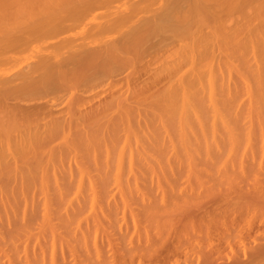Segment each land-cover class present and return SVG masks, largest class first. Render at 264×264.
<instances>
[{
    "label": "bare ground",
    "instance_id": "bare-ground-1",
    "mask_svg": "<svg viewBox=\"0 0 264 264\" xmlns=\"http://www.w3.org/2000/svg\"><path fill=\"white\" fill-rule=\"evenodd\" d=\"M0 62V67L11 72L7 70L8 73H6L5 70H0V194L10 195L8 202L5 203L9 204L7 207L11 210L17 209L22 201L23 204L21 203L20 208L23 212H19L20 214L27 213V210L37 209L35 202L39 200L35 201V195L38 194H35L36 192L41 195L39 198H42L43 212L49 214V211H52V200L57 202L55 209L64 208L65 212L68 211L67 208L72 211L76 209L72 205V201L75 200L77 201V205H75L78 207L77 210L87 204L89 209L94 211L98 208V197L104 198L108 194L113 195L112 191L120 193L124 198L131 199L128 196L132 195L134 189L130 187V180H125V177H133L136 180L143 174L156 176L158 172H164L163 167L165 166L168 168L165 172L172 171L168 170L173 162L171 160L173 156L181 155L179 159L174 157L176 161H180L177 164L181 165L186 160L185 162L190 165V168L194 164L195 157L209 160L210 164L213 157L219 161L221 157L217 158V155L224 153L225 156L223 155L224 158L220 162L231 163L230 166L234 167L237 162L242 165L245 161L243 160L244 153L248 155L250 152L249 156L254 155L253 136L256 131L259 132V135L254 137L256 139L260 137L261 146L264 145V0H0ZM262 150L264 154V149L262 148ZM169 153L171 155L168 157ZM182 155L185 157L183 162H181ZM249 156L248 158L251 157ZM201 161H203L201 162L203 165L204 160ZM217 161L214 162L218 163ZM162 164L164 165L162 166ZM230 166L228 165L231 171ZM175 167L177 168L178 165ZM236 167L238 166L236 165ZM230 171L227 173L223 170L224 175L226 173L224 183L227 185L232 184V177L229 176V174L231 175ZM177 176L181 178L180 175ZM222 177L217 179L216 174L217 183L223 181ZM150 179L148 178V180ZM186 179L183 180L186 181ZM207 179L206 181H208ZM238 179L243 180L242 177ZM123 181H129V184L123 183ZM214 181L216 183V180ZM11 182H14V185ZM112 182L115 184L112 185ZM203 183L205 185V182ZM233 183H235L234 180ZM153 186L155 185L153 184ZM230 186H227V190L225 188L224 190L221 184L218 188L216 186L213 189L212 187L205 189L206 187L203 186L205 187L204 193L207 196L212 195L205 198L213 197L214 200H210L212 202L209 207H199L201 196L206 195L202 192H200L201 194L195 192L196 189L191 190L189 195L186 192L187 195L185 194L183 197L174 196L172 192L169 200L174 207L173 210H178L176 211L177 215H187L186 212L192 209L191 212L200 211L201 216L205 217L204 219L210 216L209 213L231 216L230 228L226 222L222 223V219H220L222 222L219 220L223 224H220L223 226L220 228L225 230L222 229L221 236L218 234L220 239L224 235H228L226 240L230 241V232L234 231L232 225L236 219L234 215L246 214L244 212L246 210L253 211L256 198L258 200L260 196L264 197V192L262 193L258 189L260 194L256 197L253 196V188H251L252 191L248 190L249 188H245L247 191H244L241 186L232 185L229 188ZM184 187L183 189H185ZM148 188L150 189V187ZM188 188L191 189L187 185ZM230 193L235 194L232 199L229 197ZM254 193L256 195V192ZM67 197L70 198L67 199ZM106 198H104V203ZM152 200L149 201L150 204L144 205L145 207L140 206L142 210L144 209L142 213L149 219H161L159 216L157 217L158 213L172 211L171 208H165L166 206L159 207L156 200L155 204H151ZM146 201L148 202V200ZM126 202L129 201L125 199L122 204H126ZM140 204L143 205L141 202ZM0 205L3 204L0 203ZM6 205L3 206L5 210ZM113 207L115 208V205ZM9 208L7 209L10 211ZM42 208L39 209L42 210ZM83 208L87 207L84 205ZM19 209L17 210L20 211ZM89 209L87 208L86 212ZM121 209L122 207L119 209L118 206V210L121 211ZM179 211L180 213H178ZM170 212H168V216L162 214L167 216H165V220L166 218L170 220L169 222L163 219L164 226L167 222L168 225L172 224L174 213L169 215ZM95 213L97 212L95 211ZM87 215L82 217H86L88 220ZM91 216L94 218V215ZM99 216L102 217L101 214ZM95 218L94 220H96ZM98 218L100 217L97 216ZM209 218L204 221L206 222L205 228H211L215 222H219L214 221V217ZM6 219L8 217L5 218V223H7ZM142 219L144 221V218ZM136 221L137 219L134 222ZM247 222L249 223L250 220H246ZM117 223L119 224L116 222L115 225ZM185 223L183 222V224ZM212 223L214 224L212 225ZM248 223L247 225H250ZM189 224L193 225L190 222ZM145 225L146 223L143 226ZM136 226L133 224L134 228ZM169 226L171 227V225ZM72 227L71 225L70 228L72 229ZM188 228L190 227H185V229ZM252 228L253 226H251ZM138 229L136 228V230ZM144 230L146 229L144 228ZM246 230L248 231V229ZM84 232L87 233L85 230L82 235L85 234ZM158 232L156 231V233ZM174 232L178 234L177 231ZM192 232L194 233V231ZM220 232L219 230L218 233ZM137 233L140 235L138 231ZM186 233L184 234L186 235ZM246 234L245 237L248 235ZM76 235L79 237L78 234ZM128 235L129 239L130 235L133 236V234ZM191 235L193 236L192 233ZM251 235L249 233L248 236ZM233 236L234 233L231 237ZM122 238L124 240V237ZM29 239L33 240L31 237ZM191 239L193 241V238ZM75 240L70 239L73 243ZM125 240L127 243L129 242L127 238ZM60 241L62 244L63 239ZM253 241L251 242L253 243ZM56 242L58 243V241ZM77 242L76 246L81 243L78 240ZM131 242L128 244L133 243ZM166 243L164 242V244ZM93 244L95 245V243ZM93 244L92 246H94ZM29 245L27 244V246ZM139 247L141 248V246ZM145 247L144 245V249ZM9 248L11 250V246ZM94 248L96 249V247ZM136 248H128V252ZM250 248L247 250L251 251L250 253L245 252L247 254L246 261L236 262L237 259H233L235 261L233 264H264V248L259 246L251 248V250ZM37 250L39 252V249ZM74 251L72 250V252ZM13 252L15 253V251ZM14 253L12 254L14 255ZM207 253L205 259L209 262L206 263L210 264L213 261L211 259L212 252L208 251ZM50 255L53 257V254ZM87 255L90 254L87 253ZM128 257L130 258V256ZM37 259L35 260L38 261L39 259ZM19 262H14V264H19Z\"/></svg>",
    "mask_w": 264,
    "mask_h": 264
},
{
    "label": "rangeland",
    "instance_id": "rangeland-1",
    "mask_svg": "<svg viewBox=\"0 0 264 264\" xmlns=\"http://www.w3.org/2000/svg\"><path fill=\"white\" fill-rule=\"evenodd\" d=\"M5 21H6V18H5ZM34 44H36V43H34ZM33 44V45H34ZM1 63V62H0ZM4 68V67H3ZM2 67H0V70L2 71H4L5 69H3ZM7 70L8 69H6L4 72H6V73H8V72H10V70H8V72H7ZM0 71V72H1ZM3 72V73H4ZM2 73V74H3ZM11 73V72H10ZM257 135H259V132H255L254 133V136H257ZM253 136V138L255 139H253V156H249V154H250V152L247 150L246 152H247V154H248V152H249V154L248 155H246V153H244L245 155H244V158H243V160H245V161H243V163H242V165L240 164H238V162H237V164H235V166L233 167V166H230V164H223V162H220V161H222L223 160V155L225 156V154L224 153H220L219 155H217L218 157L217 158H219V157H221V158H219V161H217V159H215L214 157L212 158L213 160H210V164H209V160H205V159H203V158H200V157H195V160H194V164H192L191 165V167L189 168V164H187L185 161V157L182 155V159L183 160H181V162H183L184 160V162L183 163H181V165H179V164H177L178 162H180V161H176L175 160V158L177 157H175V156H173L172 158H171V160H173V162L171 163V166H170V169L168 170V171H170V170H172V171H170L169 173L170 174H173V175H170L169 173H167V172H165L166 171V169H168V168H166V166L165 167H163L165 170H164V172L160 169V171H162V172H158V176L156 177V176H154V175H151V174H147V176H146V174H143V176L141 177H139V178H137L136 180L133 178V177H131V178H129V176L128 177H125L124 179L125 180H130V183H131V185H130V187H133L132 189H134V192L136 193H132V195L129 197L128 196V198H131L130 200L129 199H127V197L126 198H124L120 193H117V192H113L112 191V193H113V195H107V196H105L104 198H108V200H107V198L105 199V203H104V198H102V196H99L98 197V200H97V202L99 201V203H98V208L96 209V210H90L89 209V207H88V205L87 204H84L85 205V207H87L89 210H87V212L89 213L88 215L86 214L87 212H86V209H84L83 207H84V205L82 206V207H80L78 210H77V206H75V205H77V201L75 200V199H73V200H75L76 201V203H74L75 201H72V205H73V208L75 207L76 209L75 210H77V211H75V210H73L72 211V209H70V208H67V212H65V209L64 208H62V209H60L59 207V209H60V211L62 212H60L59 211V209H55V208H57V202L55 201H53L52 200V202H53V205L51 206L52 207V211H49L50 212V214L48 213H46V212H43V208H42V204H41V202H42V198H39V197H41V195L39 194V192H36L35 194H37V195H35V201L36 200H39L38 202H35L36 203V205H35V208H37V209H39V208H42V210L41 209H39V210H37V209H34L33 211L32 210H27V213H19V212H23V210L21 211V206H22V201H21V203L19 204V207L17 208V209H19L20 211H18L17 209H15V210H11L9 207H7L9 204L8 203H5L7 200H8V196L10 197V195H8V194H4V195H6V196H4L3 194H0V203L1 204H3V205H0V264H14V262H22V263H20L19 262V264H30V263H32V264H92L94 261V263L93 264H97V263H99V264H205L206 262H209V260L208 261H206L207 259H205L206 258V256H207V252L208 251H210V252H212V258L211 259H213V261H211L212 262V264H233V262L235 263V261H233V259L234 260H236L237 259V261L236 262H239V261H246L247 260V254L245 253L250 247L251 248H254V247H257L258 248V246L259 247H262V248H264V232H262V231H264V197H262V196H260L259 198H258V200H257V198H256V201H255V203L253 204V205H255L256 206V208H255V206H253V211H251V210H246V211H244V212H246V214H244V213H241L239 216H237V215H234L235 217H236V219L234 220L235 221V223H234V225H232L233 227H234V231H232L231 229H230V231H232L233 233H234V236L233 237H231L232 236V232H230V235L231 236H229L230 238V241H229V244H227V240H226V236H228V235H224V232H223V235L225 236V238H224V236H223V238L225 239V241H227V242H225L224 241V239L221 237V239L219 238L221 235H222V231L223 230H225V229H223V228H220V226L221 227H223L222 225L224 224V222H226L227 223V225L229 226L228 228H230V224H232L231 223V216H228V215H221V214H213V213H209L210 214V216L209 217H214L215 218V220L214 221H219L220 219H222V223L219 221V222H215V224L214 223H212V225L214 226H211L210 224V226H211V228L209 227V228H205V224H206V222H204V221H206V219H210L209 217H207L206 219H204L203 218V216H201V213H200V211H192L191 212V210L189 209V211H188V209H187V211L188 212H186L187 213V215L186 214H184V215H177V212L176 211H178V210H173V208L174 207H172V204H171V202H170V200H169V196H171L172 195V192H173V195L174 196H179V197H183V196H185V194L187 195V193H188V195L190 194V192H191V190L193 191V190H195L196 189V191L195 192H197V193H200V192H202V194L204 193V191H205V189H208L209 187H212V189H213V187L216 185V183H217V179H219V178H221L222 177V175H223V177H222V179H223V181L221 182V181H218V183L219 184H221V187H223L222 186V184L225 182L224 181V176L226 175V173H225V175H224V172H227L228 173V171H230L229 170V167H228V165L230 166V169H231V171H233V172H231L230 171V173H231V175L229 174V176L230 177H232L231 179H232V184H229V185H234V186H241V188L242 189H244V191H247V189L248 190H250V191H254V192H256V195H255V193L253 192V196H256L257 197V195L259 196V194H260V192L259 191H262V193L264 192V167H263V162H264V154L262 153L263 152V150H262V148L264 149V145H263V147L261 146L262 145V143H261V140H259L260 139V137H257V139L255 138ZM255 141V142H254ZM256 143V144H255ZM258 143H259V146H258ZM256 147H255V146ZM259 149H258V148ZM258 150H257V149ZM262 151H261V150ZM259 150H260V152H259ZM256 153V154H255ZM262 153V154H261ZM222 154V155H221ZM257 154H258V156H257ZM171 155V153H169V154H167V156L169 157ZM179 155V154H178ZM255 155H256V157H255ZM181 155H179L178 157H177V159H179V158H181L180 157ZM248 156L250 157V158H248ZM175 157V158H174ZM246 157V158H245ZM253 157V158H252ZM258 157H260V158H258ZM252 158V159H251ZM256 158H257V160H256ZM215 159V160H214ZM246 159H247V161H246ZM260 159V160H259ZM174 160H175V163H174ZM200 160V161H199ZM201 160H204V164L205 163H208V164H203L202 165V163L201 162H203V161H201ZM262 160V161H261ZM197 161V162H196ZM214 161H217L218 163H216V162H214ZM199 162V163H198ZM247 162H249V163H247ZM258 162V163H257ZM260 162V163H259ZM262 162V163H261ZM220 163H222V164H220ZM247 163V164H246ZM173 164V165H172ZM182 164H185V165H183L182 166ZM199 164V165H198ZM214 164V165H213ZM217 164V165H216ZM251 164V165H250ZM164 164H162V166H163ZM175 165L177 166L178 165V167L176 168L175 167ZM207 165V166H206ZM220 165H222V166H220ZM236 165L239 167H236ZM246 166V167H244V166ZM252 166L251 168L249 167V166ZM161 166V167H162ZM181 166V167H180ZM185 166V167H184ZM187 166V167H186ZM199 166V167H198ZM209 166V167H208ZM217 166H220V167H217ZM224 166V167H223ZM243 166V169H241V167ZM184 167V168H183ZM201 167H202V169H201ZM232 167V168H231ZM173 168V169H172ZM217 168V169H216ZM223 168V169H222ZM226 168H227V171H226ZM244 168H245V170H244ZM251 170H250V169ZM255 168V169H254ZM262 168V169H261ZM197 169V170H196ZM213 169V170H212ZM220 169V170H219ZM236 169V170H235ZM248 171H247V170ZM184 170V171H183ZM186 170V171H185ZM190 172H188V171ZM199 170H200V172H199ZM202 170V171H201ZM206 170H208V171H206ZM221 172H219V171ZM223 170H224V172H223ZM242 170V171H241ZM263 170V171H262ZM212 171V172H211ZM215 171V172H214ZM217 171V172H216ZM237 171V172H236ZM245 171V173H242V172H244ZM254 171H256V172H254ZM173 172V173H172ZM178 172H180V173H178ZM187 172H188V174L190 175V177H189V175L187 174ZM203 174H202V173ZM206 172V173H205ZM256 173V174H254L255 176H256V178L254 179V175H253V173ZM160 173H162V174H160ZM184 173V174H183ZM208 173H210V174H208ZM212 173H214V174H212ZM236 173V174H235ZM240 175H239V174ZM166 174H168V175H166ZM182 174V175H181ZM187 174V175H186ZM198 174V175H197ZM216 174H217V179H216ZM222 174V175H221ZM238 174V176H236ZM243 174H246V175H243ZM150 175H151V177H150ZM160 175H161V178H159L160 177ZM177 175H180L181 176V178L180 177H178ZM192 175V176H191ZM204 175V176H203ZM208 175V176H207ZM210 175V176H209ZM228 175V174H227ZM235 175V177H233ZM163 176V177H162ZM168 176V177H167ZM173 176V177H172ZM188 176V177H187ZM199 176H201V177H199ZM203 176V177H202ZM213 176V177H212ZM240 176V177H239ZM249 176V177H248ZM144 177V178H143ZM175 177V178H174ZM177 177H178V179H177ZM186 177H187V179H186ZM243 178V180H241V179H238V178ZM127 178V179H126ZM148 178L150 179V180H148ZM153 178V179H152ZM156 178V179H155ZM158 178V179H157ZM163 178V179H162ZM165 178V179H164ZM185 178L186 179V181L185 180H183V179ZM193 178V179H192ZM201 178V179H200ZM208 178V179H207ZM210 178V179H209ZM212 178V179H211ZM258 178V179H257ZM174 179V180H173ZM181 179V180H180ZM196 179V180H195ZM204 179H205V181H204ZM206 179L208 180V181H206ZM250 179V180H249ZM257 179V182H255V180ZM132 180V181H131ZM144 180V181H143ZM148 180V181H147ZM162 180V181H161ZM183 180V181H182ZM202 180V181H201ZM214 180H216V183H215V181ZM233 180H234V182L235 183H233ZM260 182H259V181ZM139 181L141 182L140 184H141V186H140V184H139ZM142 181H143V183L145 182V184H143L142 183ZM152 183H150V182ZM157 181V182H156ZM171 183H170V182ZM188 181V182H187ZM244 181V182H243ZM15 182V181H14ZM13 182V183H14ZM125 181H123V183H124ZM129 182V181H128ZM128 182H125V183H128ZM148 182V183H147ZM163 182V183H162ZM166 182V183H165ZM169 182V183H168ZM175 182V183H174ZM177 182V183H176ZM184 182H187V183H185L184 184ZM203 182H205V185H204V183ZM221 182V183H220ZM260 184H259V183ZM12 183V182H11ZM11 183H8L9 185L11 184ZM12 183V184H13ZM165 183V184H164ZM174 183V184H173ZM182 183V184H181ZM189 183V184H188ZM200 183H201V186H200ZM217 183V188L219 187V184ZM236 183H238V184H236ZM11 184V185H12ZM15 184H16V182H15ZM113 184H115V183H113L112 182V185ZM129 184V183H128ZM153 184L155 185V186H153ZM160 184V185H159ZM172 186H171V185ZM226 183H224L223 185H224V187H223V189L225 188L226 190H227V186H229V185H225ZM258 184V185H257ZM14 185V184H13ZM144 185H146V186H144ZM149 185V186H148ZM164 185V186H163ZM170 185V186H169ZM177 185V186H176ZM186 185V187H184ZM187 185H188V187H191V189L190 188H188L187 189ZM260 185V186H259ZM150 187V189L148 188V187ZM194 187V189H193V187ZM203 186H205V187H203ZM215 186V187H216ZM231 186L229 187V188H231ZM252 186V187H251ZM258 186V187H257ZM141 187V188H140ZM172 187V188H171ZM174 187H176V188H174ZM178 187H180V189H178ZM183 187L185 188V189H183ZM208 187V188H207ZM214 187V188H215ZM260 187V188H259ZM112 188V187H111ZM152 188H154V189H152ZM168 188V189H167ZM205 188V189H204ZM216 188V189H217ZM245 188H247L246 190H245ZM251 188H253L252 190H251ZM141 189V190H140ZM165 189V190H164ZM185 190L183 193H182V191L183 190ZM186 189H187V191H186ZM201 189V190H200ZM209 189H211V188H209ZM215 189V190H216ZM224 189V190H225ZM259 191H258V190ZM172 190H174V191H172ZM181 190V191H180ZM229 190V189H228ZM157 191V192H156ZM165 191H167V192H165ZM169 191V192H168ZM171 191V192H170ZM146 192V193H145ZM156 192V193H155ZM159 192V193H158ZM178 192V193H177ZM180 192H181V194H180ZM187 192V193H186ZM111 193V192H110ZM115 193V194H114ZM150 193H154V194H150ZM170 193V194H169ZM142 194H143V199H145V200H143L142 199ZM147 194V195H146ZM162 194V195H161ZM167 194V195H166ZM177 194V195H176ZM201 194V193H200ZM264 194V193H263ZM114 195H116V197H114ZM117 195H118V197H117ZM136 195V196H135ZM147 197H146V196ZM182 195V196H181ZM204 195H206L205 193H204ZM133 196V197H132ZM161 196V197H160ZM212 196V195H211ZM211 196H201V198H200V200H199V202L200 203H198V205H199V207H209V206H211V202L212 201H214L213 200V197L211 198V199H207L208 197H211ZM235 196V194L234 193H230V198L232 199L233 197ZM38 197V198H37ZM52 197V196H51ZM51 197H50V200H51ZM102 199H101V198ZM112 198V199H110V198ZM136 197V198H135ZM149 197V198H148ZM151 197H153V198H151ZM157 197V198H156ZM205 197H207V198H205ZM263 199H262V198ZM70 197H67V199H69ZM139 198V202L137 201V199ZM147 198V199H146ZM155 198V199H154ZM160 199V201H159V199ZM203 198H205V199H203ZM21 199V198H20ZM54 199V198H53ZM101 199V200H100ZM115 199H117V200H115ZM123 199V201L126 199V201H129L128 203L126 202V204H122V202L123 201H120V200H122ZM133 199V200H132ZM143 201H142V200ZM149 199H154V200H152L153 202L155 201L156 202V204H158V206L160 207L161 206V208L162 207H165V208H171V212L168 210L166 213H163V212H161V213H158V214H168V212H170L169 213V215L171 214V213H174L173 215H174V217H173V221H172V224L171 223H169V225H171V227L168 225V222H167V226L165 225H163V224H165V223H163V219H164V221H166L167 220V218H166V220H165V216L166 215H158L157 214V217L159 216V218H161V219H149L148 217H147V215L145 216L142 212H143V210H142V207H145L146 205H147V203L148 204H150V202L149 201H151V200H149ZM165 199V200H164ZM146 200H148V202L146 201ZM210 200H212V201H210ZM18 201L20 202V200L18 199ZM83 201V200H82ZM108 201V202H107ZM114 201H117V202H114ZM165 201V202H164ZM167 201H169V202H167ZM8 202V201H7ZM18 202V203H19ZM51 202V203H52ZM110 202H111V204H110ZM131 202V203H130ZM137 202V203H136ZM140 202L143 204V203H145V204H143V205H141L140 204ZM151 203V204H155V202L154 203ZM160 202V203H159ZM163 202V203H162ZM262 203V204H260V203ZM54 203H55V206H54ZM101 203V204H100ZM107 203V204H106ZM112 203H114L113 205H112ZM117 203H118V206H119V209L122 207V209H121V211L120 210H118V206H117ZM132 203H134V204H132ZM162 203V204H161ZM4 204L6 205V210H8L7 208H9L10 209V211L8 210V211H6L5 209H3V206H4ZM100 204V205H99ZM106 204V205H105ZM110 205V207H109V205ZM137 204H138V206H137ZM160 204V205H159ZM169 204V205H168ZM181 204V203H180ZM260 204V205H259ZM21 205V206H20ZM107 207H109V210H108V207L106 208L105 206ZM115 205V208L113 207ZM121 205V206H120ZM123 205V206H122ZM131 205V206H130ZM145 205V206H144ZM171 205V206H170ZM262 205H263V207H262ZM2 206V207H1ZM99 206H101L100 207V209H99ZM102 206H104V207H102ZM112 206V207H111ZM126 206V207H125ZM140 206H142V207H140ZM170 206V207H169ZM258 206H261V207H258ZM116 207H117V209H116ZM129 207H131V208H129ZM135 207V208H134ZM5 208V207H4ZM104 208V209H103ZM139 208H141L140 210H139ZM193 208V207H192ZM82 209V210H81ZM102 209H103V211L106 209V211H104V214H103V211H102ZM110 209H111V211H110ZM116 209V210H115ZM129 209V210H128ZM132 211H131V210ZM135 209V210H134ZM139 211H138V210ZM195 210H196V207L194 208ZM193 209V210H194ZM257 209H258V211H257ZM2 210H5V211H2ZM40 210H41V212H40ZM56 210V211H55ZM64 210V211H63ZM71 210V211H70ZM108 210V211H107ZM114 210V211H113ZM117 210H118V212H117ZM142 210V211H141ZM36 211V212H35ZM70 211V212H69ZM95 211L97 212V213H95ZM136 211V212H135ZM160 211H162V210H160ZM174 211V212H173ZM186 211V210H185ZM259 211H260V213H259ZM8 212V213H7ZM42 212L44 213V215L42 214ZM57 212V213H56ZM80 212H81V214H80ZM100 212H102V213H100ZM129 212H131V213H129ZM184 212V211H183ZM254 212H255V214H254ZM263 212V213H262ZM3 213V214H2ZM16 213V214H15ZM19 213V214H18ZM30 213H31V216H30ZM40 213V214H39ZM45 213H46V215H45ZM65 213V214H64ZM72 213V214H71ZM92 213H94V214H92ZM102 215V217L101 216H99L100 214ZM107 213V214H106ZM109 213V214H108ZM175 213H176V216H175ZM178 213H180V211L178 212ZM191 213V214H190ZM248 213H249V215H248ZM252 213V214H251ZM259 213V214H258ZM25 214V215H24ZM39 214V215H38ZM60 214V215H59ZM243 214V215H242ZM262 214V215H261ZM6 215V216H5ZM19 215H22L23 217H21V216H19ZM34 215V216H33ZM40 215H41V217L43 218H41L40 217ZM48 215V216H47ZM51 215V216H50ZM57 215V216H56ZM63 215H64V217H63ZM67 215V216H66ZM78 215H79V217H78ZM85 215H87V218H88V220L86 219V217L84 218V217H82V216H85ZM91 215H94L93 217L96 219V220H94V218H92V216ZM96 215V216H95ZM110 215V216H109ZM186 215V216H185ZM245 215V216H244ZM25 216V217H24ZM66 216V217H65ZM71 216V217H70ZM74 216V217H73ZM89 216H90V218H89ZM97 216L98 217H100L101 219H103L102 221H101V219L100 218H98L100 221H101V225H100V221L98 222V219H97ZM104 216V217H103ZM140 216V218H138ZM147 217V218H145V217ZM168 216V215H167ZM166 216V217H167ZM184 216V217H183ZM247 216V217H246ZM250 216V217H249ZM252 216H253V218H252ZM8 217V219H6V221H7V223H5V218H7ZM10 217V218H9ZM18 217H20V218H18ZM50 217V218H49ZM56 217V218H55ZM68 217V218H67ZM135 217V218H134ZM137 217V218H136ZM154 217H156V216H154ZM169 217H172V216H169ZM176 217V219H174ZM188 217V218H187ZM246 217V218H245ZM260 217V219H258ZM46 218V219H45ZM112 218V219H111ZM132 218H134V221L137 219V221L136 222H134V221H132L133 219ZM142 218H144V221H146V222H144L143 221V219ZM182 218V219H181ZM202 218V219H201ZM250 218V219H249ZM42 219V220H41ZM54 219V220H53ZM59 219V220H58ZM85 221H84V220ZM93 220V221H91L90 222V220ZM106 219H107V221H106ZM139 219V220H138ZM168 219H171V218H168ZM178 219V220H177ZM187 219V220H186ZM189 219V220H188ZM191 219V220H190ZM204 219V220H203ZM250 220V222L248 223V224H250V225H247V223H246V220L247 221H249ZM252 219V220H251ZM21 220V221H20ZM23 220H24V222H23ZM41 220V221H40ZM47 220V223L45 224V221ZM66 222H65V221ZM71 220H73V221H71ZM75 220V221H74ZM78 220H80V221H83V222H80V221H78ZM117 220V221H116ZM141 220V221H140ZM149 220V221H148ZM153 220V221H152ZM155 220V221H154ZM159 220H162V221H160L159 222ZM10 221V222H9ZM58 221V222H57ZM63 221V222H62ZM69 221V222H68ZM76 221H77V223H78V225H77V223H76ZM87 221V222H86ZM95 221H97V222H95ZM114 221V222H113ZM152 221V222H151ZM167 221H169L170 222V220H167ZM188 221V222H187ZM254 222V224H253V222ZM258 221V222H257ZM260 221V222H259ZM262 221V222H261ZM44 222V223H43ZM60 222V223H59ZM69 223V225H67L68 223ZM80 222V223H79ZM116 222H119V224L117 223L116 225H115V223ZM148 222V223H147ZM154 222V223H153ZM183 222L185 223H187V225L185 226V224H183ZM189 222L191 223V225L193 226H190V224H189ZM257 222V223H256ZM2 223V224H1ZM25 223V224H24ZM56 223V224H55ZM58 223V224H57ZM62 223H65V224H62ZM76 223V224H75ZM108 223V224H107ZM137 223V224H136ZM144 223H146V225L145 226H143L144 225ZM157 223V224H156ZM160 223H162L161 225H158V224H160ZM252 223V224H251ZM261 223H263V224H261ZM48 224H50L49 226H48ZM54 224V225H53ZM62 224V225H61ZM89 224V225H88ZM90 224H93V225H90ZM95 224H97V225H95ZM105 224V225H104ZM133 224L134 225H137L135 228L133 227ZM141 224V225H140ZM151 224H152V226H151ZM155 224V225H154ZM176 224V225H175ZM182 224V225H181ZM220 224H222V225H220ZM258 224V225H257ZM41 225V226H40ZM45 225H46V228H45ZM53 225V226H52ZM67 225V226H66ZM71 225L74 227H72V229L70 228L71 227ZM77 226L76 227V229H75V226ZM128 227H127V226ZM149 225V226H148ZM183 225H184V227H183ZM189 225V226H188ZM195 225V226H194ZM202 225V226H201ZM259 225H260V228H259ZM44 227V229H43V227ZM57 226V227H56ZM108 226V227H107ZM141 227V228H139V227ZM219 226V227H218ZM226 226V225H225ZM236 226V227H235ZM248 226V227H247ZM251 226H253V228L251 229ZM256 226V227H255ZM263 226V227H262ZM41 227V228H40ZM54 227H56L55 229H54ZM82 227V228H81ZM98 227V228H97ZM115 227V228H114ZM155 227V228H154ZM176 229H175V228ZM185 227L187 228V227H190L191 229H193V230H191L190 228H188V229H185ZM207 227V226H206ZM238 227V228H237ZM244 227H246V228H244ZM59 228V229H58ZM67 228V229H66ZM80 228V229H79ZM100 228V229H99ZM105 228V229H104ZM114 228V229H113ZM128 228V229H127ZM136 228L138 229V230H136ZM144 228L146 229V230H144ZM153 228V229H152ZM159 228V229H158ZM165 228V229H164ZM168 228H170V229H168ZM205 228V229H204ZM218 228H220V229H218ZM236 228V229H235ZM240 228H242V229H240ZM263 228V229H262ZM74 229H75V231H74ZM78 229V230H77ZM107 229V230H106ZM151 229V230H150ZM157 229V230H156ZM160 229H161V232H160ZM163 229V230H162ZM168 229V230H167ZM174 229V230H173ZM202 229H203V231H202ZM207 229V230H206ZM214 229V230H213ZM216 229V230H215ZM223 229V230H222ZM240 229V230H239ZM246 229H248V231L246 230ZM254 229V230H253ZM49 232H48V231ZM65 230H67V231H65ZM85 231L86 230V232L87 233H85L84 235H82L83 233V231ZM92 231V233H91V231ZM98 230V231H97ZM136 230V231H135ZM147 230H149V231H147ZM155 230V231H154ZM164 230H165V232L167 233V232H169V233H167V235H166V233L164 232ZM204 230H206L207 231V233H208V235H207V233H206V231H204ZM220 230L221 232V234L220 233H218V231ZM236 230V231H235ZM260 230H262V231H260ZM45 231H47V232H45ZM56 231H57V233H56ZM89 231H90V233H89ZM137 231L140 233V235L137 233ZM140 231H143V232H140ZM151 231V232H150ZM152 231H153V234H152ZM156 231H159L160 232V234H158V233H156ZM174 231H177L178 232V234L176 233V232H174ZM187 233H186V232ZM192 231H194V233L192 232ZM211 231V232H210ZM238 231V232H237ZM240 231V232H239ZM245 231H246V233L249 235V233H250V235H251V233H252V235L251 236H248L246 233H245ZM256 231V232H255ZM53 234H52V233ZM81 232V233H80ZM98 232V233H97ZM137 233V234H134V233ZM146 232V233H145ZM150 232V233H149ZM203 232H204V234H206V235H204L203 234ZM236 232V233H235ZM242 232V233H241ZM259 232V233H258ZM89 233V234H88ZM104 233V234H103ZM110 233H112L113 235H111ZM142 233V234H141ZM184 233H186V235L184 234ZM191 233L193 234V236L191 235ZM238 233H239V235H238ZM247 235L246 237H245V234ZM50 234V235H49ZM54 234H56V235H54ZM76 234H78V236L80 237H77V235ZM128 234H133V236L132 235H130V239H133V240H131L130 241V239H129V235ZM145 234H146V237H144L145 236ZM148 234V235H147ZM157 236H156V235ZM200 234V235H199ZM218 234L220 235V236H218ZM261 234V235H260ZM29 235V236H28ZM47 235H49V236H47ZM52 235V236H51ZM88 236V238H87V236ZM90 235V236H89ZM125 235V236H124ZM137 235V236H136ZM151 235H153V236H151ZM185 235V236H184ZM188 235H190L189 237H188ZM242 235V236H241ZM244 235V236H243ZM260 237H259V236ZM5 236V237H4ZM28 236V237H27ZM86 236V237H85ZM93 236V237H92ZM148 236H151V237H148ZM157 238H156V237ZM163 236H166L165 238H167V239H165ZM168 236V237H167ZM172 236H173V238H172ZM178 236V237H177ZM187 236V237H186ZM236 236H237V238H240V239H237L236 238ZM239 236V237H238ZM3 237V238H2ZM29 237H31V238H33V240H31V239H29ZM77 238V240L79 241V242H81V243H79L78 244V246H76L77 245V240H75L76 238ZM82 237H84V238H82ZM91 237V238H90ZM122 237H124V240H123V238ZM144 237V238H143ZM159 237V238H158ZM161 237V238H160ZM177 237V238H176ZM206 237V238H205ZM208 237V238H207ZM241 237H244V238H241ZM36 238H37V240H36ZM55 238V239H54ZM80 240H79V239ZM86 238V239H85ZM103 238V239H102ZM128 239V243H132V244H128L127 243V241L125 240V239ZM134 238H136V239H134ZM137 238H138V240H137ZM148 238V239H147ZM149 238H151L150 240H149ZM153 238V239H152ZM154 238H155V240H154ZM164 238V239H163ZM186 238V239H185ZM191 238H193V241H192V239ZM210 238H212V239H210ZM216 238H218V239H216ZM233 238H235V239H233ZM28 239H29V241H28ZM52 239V240H51ZM57 239H59V240H57ZM60 239L62 240L63 239V242H62V244H61V241H60ZM66 239V240H65ZM67 239H68V241H67ZM70 239H73V240H75L74 242L75 243H73V241H70ZM88 239V240H87ZM94 240L93 241V243H95V245L93 244V243H91L92 242V240ZM158 239V240H157ZM160 239V240H159ZM172 239V240H171ZM177 239H181V240H177ZM232 239V240H231ZM25 240V241H24ZM36 240V241H35ZM65 240V241H64ZM137 240V241H136ZM144 240V241H143ZM147 240V241H146ZM184 242H183V241ZM189 240H191V241H189ZM195 240V241H194ZM254 240V241H253ZM14 241H16V242H14ZM32 241V242H31ZM35 241V242H34ZM52 241V242H51ZM56 241H58V243L56 242ZM84 241V243H82ZM96 241V242H95ZM102 241H104V242H102ZM157 241V242H156ZM167 242L166 244H164V242ZM178 241H180V242H178ZM186 241V242H185ZM188 241V242H187ZM199 241V242H198ZM208 241V242H207ZM219 241V242H218ZM222 241V242H221ZM234 241V242H233ZM251 241H253V243L251 242ZM38 242H40V243H38ZM51 242V243H50ZM55 242V243H54ZM98 242H100V243H98ZM102 242V243H101ZM145 242H146V244H145ZM149 242V243H148ZM152 242V243H151ZM196 242V243H195ZM203 242V243H202ZM212 242H214L215 243V246H214V243H212ZM221 242V243H220ZM256 242V243H255ZM7 243H8V246H7ZM21 243V244H20ZM35 243V244H34ZM57 243V244H56ZM60 243V244H59ZM67 243V244H66ZM71 244V246H70V244ZM86 243V244H85ZM140 243H143V244H140ZM153 243H155V244H153ZM161 243H163V244H161ZM188 243V244H187ZM207 243H209V245H207ZM232 243V244H231ZM10 244V245H9ZM18 244V245H17ZM27 244L29 245V246H27ZM36 244H38V245H36ZM58 244H59V246H58ZM69 244V245H68ZM82 244V246H80ZM91 244V245H90ZM92 244L94 245V246H92ZM97 244V245H96ZM127 244V245H126ZM148 244V245H147ZM150 244V245H149ZM151 244H153V245H151ZM173 246H172V245ZM232 246H231V245ZM234 244V245H233ZM17 245V246H16ZM24 245H26V246H24ZM41 245V246H40ZM47 245H48V247H47ZM57 246L56 248H54L55 246ZM89 246V248L92 250H90L89 251V248H87L88 246ZM129 245H131L132 247H137L136 249H137V251L139 252H136L135 250L136 249H134V250H130V252H128L129 250H128V248H132L131 246H129ZM136 245V246H135ZM143 245V246H142ZM144 245L147 247H145V249H144ZM154 245H155V247H154ZM171 245V246H170ZM175 245H177L176 247H178V248H176V247H174ZM178 245H180V246H178ZM198 245V246H197ZM228 245V246H227ZM230 245V246H229ZM11 246V250H10V247ZM15 246V247H14ZM36 246V247H35ZM43 246H44V248H43ZM45 246H46V250L48 251V250H50V251H46L45 250ZM63 246V247H62ZM73 246V247H72ZM98 246V247H97ZM100 246V247H99ZM139 246H141V248L139 247ZM254 246V247H253ZM13 247V248H12ZM19 249H18V248ZM22 247V248H21ZM38 247V248H37ZM77 247H79V248H77ZM82 247V248H81ZM94 247H96V249L94 248ZM174 247V248H173ZM183 247V248H182ZM25 248V249H24ZM28 248H29V250H28ZM50 248V249H49ZM72 248H74V249H72ZM76 248V249H75ZM94 250H93V249ZM124 248V249H123ZM138 248H140V249H138ZM154 248V249H153ZM168 248V249H167ZM185 248V249H184ZM232 248V249H231ZM234 248V249H233ZM251 248H250V250H251ZM17 249V250H16ZM37 249H39V252H38V250ZM41 249H43V250H45V251H43V250H41ZM56 249V250H55ZM62 249V250H61ZM88 249V250H87ZM147 249V250H146ZM149 249V250H148ZM153 249V250H152ZM177 249H178V251H177ZM180 249H181V251H180ZM9 252H8V251ZM27 250H28V252H27ZM55 250V251H54ZM72 250L74 251V252H72ZM78 250V251H77ZM82 251V253H81V251ZM144 250V251H143ZM172 250V251H171ZM174 250V251H173ZM197 250H199V251H197ZM12 251V252H11ZM13 251H15V253L13 252ZM31 251H32V253H31ZM45 253H43V252ZM62 251V252H61ZM83 251H85V253H83ZM87 251V252H86ZM96 251V252H95ZM136 253H135V252ZM141 251V252H140ZM148 251V252H147ZM152 251V252H151ZM185 251V252H184ZM18 252V253H17ZM31 254H30V253ZM51 252V253H50ZM127 252V253H126ZM145 252H147V253H145ZM251 251H247V253H250ZM8 253H9V255H11L12 253H14V255L12 254L10 257H9V255H8ZM35 253V254H34ZM36 253H38V255H36ZM55 253V254H54ZM62 253V254H61ZM87 253H89L90 255H87ZM101 253V254H100ZM134 253V254H133ZM144 253H145V255H144ZM149 253H151V254H149ZM207 253V254H206ZM27 254H29L30 256H32V257H30V256H28ZM50 254H53L52 256L54 257H50L51 255ZM125 254V255H124ZM133 254V255H132ZM146 254H148L147 256H146ZM16 255V256H15ZM34 255H36L35 257H34ZM47 255V256H46ZM54 255H56V256H54ZM62 255V256H61ZM87 255V256H86ZM101 255V256H100ZM120 255V256H119ZM122 255H123V257H122ZM137 255V256H136ZM139 255V256H138ZM145 256V257H140V256ZM150 255V256H149ZM8 256V257H7ZM25 256H27V257H25ZM41 256V257H40ZM43 256V257H42ZM89 256V257H88ZM128 256H130V258L128 257ZM132 256H134L133 258H132ZM149 256V257H148ZM12 257V258H11ZM18 257V258H17ZM30 257V258H29ZM45 257H46V259H45ZM117 257V258H116ZM128 257V258H127ZM201 257H203V258H201ZM16 258V260H14ZM32 258V259H31ZM36 258H38L37 260L38 261H36L35 259ZM90 258V259H89ZM92 258V259H91ZM94 258V259H93ZM120 258V259H119ZM123 258V259H122ZM126 258V259H125ZM9 259V260H8ZM11 259V260H10ZM35 260L34 262H30L31 260ZM42 259V260H41ZM45 259V260H44ZM48 259V260H47ZM51 259H53V260H51ZM86 259V260H85ZM88 259V260H87ZM129 259V260H128ZM131 259V260H130ZM14 260V261H13ZM19 260V261H18ZM93 261V262H91V261ZM105 262H104V261ZM25 261V262H24ZM27 261V262H26ZM86 261V262H85ZM87 261H88V263H87ZM122 261V262H121ZM132 261V262H131ZM12 262V263H11ZM29 262V263H28ZM211 262H210V264H211ZM17 264V263H16ZM207 264V263H206Z\"/></svg>",
    "mask_w": 264,
    "mask_h": 264
}]
</instances>
